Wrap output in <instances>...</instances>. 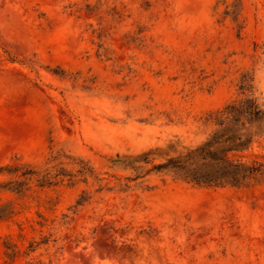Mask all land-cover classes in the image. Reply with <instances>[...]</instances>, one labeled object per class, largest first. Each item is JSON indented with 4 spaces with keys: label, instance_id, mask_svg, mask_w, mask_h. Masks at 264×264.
Here are the masks:
<instances>
[{
    "label": "rangeland",
    "instance_id": "374dc122",
    "mask_svg": "<svg viewBox=\"0 0 264 264\" xmlns=\"http://www.w3.org/2000/svg\"><path fill=\"white\" fill-rule=\"evenodd\" d=\"M227 104L264 163V0H0V264H264V169L115 161L198 143Z\"/></svg>",
    "mask_w": 264,
    "mask_h": 264
},
{
    "label": "trees",
    "instance_id": "16d2710c",
    "mask_svg": "<svg viewBox=\"0 0 264 264\" xmlns=\"http://www.w3.org/2000/svg\"><path fill=\"white\" fill-rule=\"evenodd\" d=\"M238 106L227 104L218 111V115L214 117L215 128L194 145H181L177 141L169 140L160 146L133 156L117 158L115 161L131 169L130 179L142 177L143 174L153 171L169 174L174 179L198 186L235 188L249 186L263 171L264 163L242 158L250 138L238 131L237 123L240 118L238 115H241ZM242 113L251 118L256 116L259 110L255 102L249 100V110ZM147 164L150 166L143 171L144 165ZM142 172L144 173L141 174ZM30 173L26 170L20 175L25 177ZM22 184L24 179L17 182L19 186ZM9 214L8 208L0 209V219L8 217ZM6 248L10 250L6 253L8 256L15 253L11 246L7 245Z\"/></svg>",
    "mask_w": 264,
    "mask_h": 264
}]
</instances>
